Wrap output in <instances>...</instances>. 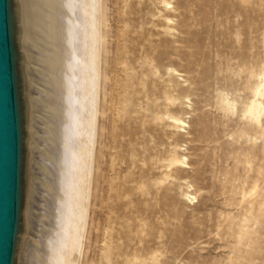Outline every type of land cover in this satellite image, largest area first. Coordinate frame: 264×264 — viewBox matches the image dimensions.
Returning a JSON list of instances; mask_svg holds the SVG:
<instances>
[{
	"label": "rangeland",
	"instance_id": "rangeland-1",
	"mask_svg": "<svg viewBox=\"0 0 264 264\" xmlns=\"http://www.w3.org/2000/svg\"><path fill=\"white\" fill-rule=\"evenodd\" d=\"M109 1L114 79L90 264H100L109 226L124 236L122 264L127 253L137 264H264V113L260 126L250 117L253 101L264 105V0H170L172 11L163 0H132L128 11ZM124 9L131 28L121 37ZM125 42L136 77L120 119ZM177 153L184 164L170 162ZM234 229L253 238L235 242Z\"/></svg>",
	"mask_w": 264,
	"mask_h": 264
},
{
	"label": "water",
	"instance_id": "water-1",
	"mask_svg": "<svg viewBox=\"0 0 264 264\" xmlns=\"http://www.w3.org/2000/svg\"><path fill=\"white\" fill-rule=\"evenodd\" d=\"M113 79L109 0H0V264H90Z\"/></svg>",
	"mask_w": 264,
	"mask_h": 264
},
{
	"label": "bare ground",
	"instance_id": "bare-ground-1",
	"mask_svg": "<svg viewBox=\"0 0 264 264\" xmlns=\"http://www.w3.org/2000/svg\"><path fill=\"white\" fill-rule=\"evenodd\" d=\"M131 1L132 0H123V3L125 5L124 8L126 10H127V8L129 9L132 6L131 5ZM163 2L166 5L167 10L172 11V8L173 7H172L171 1L170 0H163ZM126 10L123 12L124 18L122 19V26H121V34H122V36L121 37H124L127 34L128 30L131 28V20L128 19V18H125V16L127 15V11H128V10L127 11ZM253 19H254V17H253ZM167 21H168L169 25L167 27L166 32L168 34H170V35H173V32L175 31V29H174V27H172V25H175V21H176L175 20V17H170L169 16V17H167ZM127 39H129L128 36H127ZM124 41H126L125 38H124ZM127 41H129V40H127ZM129 49H130V47L128 46V44L126 42L123 43L122 45L120 43V51H121V54H120L119 58L117 59L118 60L117 63H118V65H120V70L122 72H124L125 77H126L125 78L126 81L124 80V83H123L124 85H122V83H120V87H122L123 91H121L122 89L119 91L118 98H117V100L114 103V106H115V109H116V113L120 117V119L123 118V116H127V115L130 114V109H129L128 103L129 104L132 103V98L126 96L124 93H125L126 89L129 86H131L129 83H132V81H134V79L136 77L135 68H134L133 63H132L133 60H131V58L128 56L130 54V52H131ZM153 61H154V59L151 58V54H150V50H149V52L146 53V57L144 59V64H146V65H148L150 67V70H149L150 73H153V67H152L153 66L152 65V62ZM150 73L145 72V75H146L147 78L150 76L149 75ZM168 73H170L173 76L174 75H178V76L180 75L178 73V70L176 68H174V67H168ZM119 82H122V81H119ZM125 82H126V84H125ZM142 84H143V86H144V88L146 90L147 82H142ZM148 110L150 111V109H148ZM263 113H264V105H263V102L262 101H253L252 104H251V106H250V114H251L250 117L253 120L257 121V123H258L259 126H260V124L262 122L261 121V116L263 115ZM170 118H172L176 123H178V125L180 127H186V125H187L186 124V121H184L180 117H176L174 115H172V116L170 115ZM144 122L146 123V120ZM118 127L121 128L120 126H118ZM122 130H123V128H122ZM119 135L121 137V135H126V134L121 133ZM117 136L118 135L114 134V137L115 138ZM105 147H106V143H105ZM104 155H105V153H104ZM186 159H187L186 156L177 153V155H175L170 160V162L171 163L184 164ZM188 188L191 189L192 188V185L188 186ZM261 212H263V211H261ZM258 218L261 220V224H262L264 222V218H261V217H258ZM250 221L251 220L249 218H247V220H245V222H244V225L245 224H249ZM240 223H242V222H240ZM113 229H114V227H112V226H109L108 229H107L108 240L105 241V244H104V247H103V250H102V254H101L102 257H101L100 264H122L121 263L122 262V259H121V262L119 263V258L122 255L124 256V252L122 251V249L124 247L123 245H125V244L122 245L120 239H122L124 236L122 238H120V239L119 238L116 239V236L114 235V233L112 231ZM258 231L259 232H262L261 230H258ZM241 232H242V230H236V229L233 230L232 233L234 235L236 233H238V235L241 236V239L239 241H237V238L235 236L234 237L235 242H238L240 244H244L246 241H248L249 239L253 238V236H250L249 231L244 232V234H241ZM117 233L119 235H121V231H117ZM260 235H262V233H260L259 235H256V237L258 238V241H260ZM258 241H254L253 244H251L250 250L256 251L260 247V244H257L256 245V242H258ZM133 254L134 253H131L132 256H133ZM125 255H126V253H125ZM132 256L130 257L128 255V253H127L126 257H124L125 258L124 260H125V263L126 264H137V260H139V258H138L139 256L138 255H134L133 257ZM251 259H252L251 255H249L248 257L245 258L246 261L247 260H251ZM123 264H124V262H123Z\"/></svg>",
	"mask_w": 264,
	"mask_h": 264
}]
</instances>
